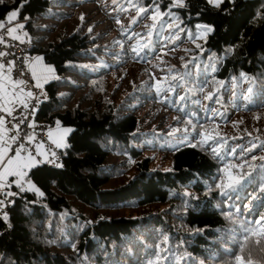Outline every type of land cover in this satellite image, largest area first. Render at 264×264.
Segmentation results:
<instances>
[{
	"label": "trees",
	"instance_id": "obj_1",
	"mask_svg": "<svg viewBox=\"0 0 264 264\" xmlns=\"http://www.w3.org/2000/svg\"><path fill=\"white\" fill-rule=\"evenodd\" d=\"M184 3L172 8L178 19L158 17L154 29L152 12L138 16L129 0L0 4V24L18 10L32 53L59 78L45 84L37 120L72 129L64 167L29 173L45 196L16 198L10 229L0 220V264H236L249 250L261 260L252 241L264 238L249 233L245 244V226L264 224V169L231 166L264 163V150L246 151L264 141V19L254 20L262 0ZM197 25L214 31L197 39ZM227 169L251 179L225 198L216 185Z\"/></svg>",
	"mask_w": 264,
	"mask_h": 264
},
{
	"label": "snow or ice",
	"instance_id": "obj_2",
	"mask_svg": "<svg viewBox=\"0 0 264 264\" xmlns=\"http://www.w3.org/2000/svg\"><path fill=\"white\" fill-rule=\"evenodd\" d=\"M29 0H24V3H28ZM115 2V0H114ZM230 3H233L234 0H229ZM4 0H0V4H3ZM206 3L208 5H210L211 7L215 8V9H220L221 5L224 3V0H206ZM129 4L131 7L136 8L137 9V13L138 16L140 14H147L149 13V11L152 12L151 15V19L154 22L152 25V28L154 29L156 27V23L158 20V17L161 18L163 16H169L173 19V21H175L176 19H178V17L175 16V14L172 12V8H186V4L184 3V0H168V10L165 13H160L159 11V4H160V0H151V4L149 6V8H145V7H138L136 4L132 3V0H129ZM262 8H264V0H262V4H261ZM20 7H23V4L20 5ZM122 10H126V9H122ZM19 12L17 11H13L8 15V20L11 21L12 19L16 18L18 16ZM81 19H83V17H81ZM255 19H264V16L261 15V12L258 10L256 16L254 17ZM137 22L136 18H134L132 20V23L135 24ZM117 23H119V21H117ZM161 26H164L163 24H161ZM3 25L0 24V28H2ZM20 28H23L24 25H19ZM167 27L169 28H173L175 27V29H178L179 31H184V29H182L180 27L179 24H167ZM15 29H8L9 34H11L12 32H14ZM92 29L89 28V32H91ZM214 31V29L211 26H207V25H197V39H206L207 35L209 33H212ZM134 35H138L135 34ZM152 35L151 30L149 31V36ZM0 42H2V38H0ZM144 47V45H140L138 44L137 46H133L132 51L134 53H136L137 55H139V50H142ZM197 48H201L200 44H196ZM227 51L230 53L233 51V48H229L227 49ZM0 55H5V53H0ZM213 58H215V54H213ZM43 58L42 57H37L36 61L37 62H42ZM211 70L214 72L215 71V66L210 65ZM47 72H52L53 69L51 67H47L44 69ZM33 75L35 76V72L33 73ZM244 75V74H241ZM53 79H59L58 77H52ZM246 79L249 80V82L251 83L255 78H249V77H245ZM167 78H165L166 80ZM173 79H176V77H173ZM181 80H183V76L180 77ZM18 83H24L23 81H19ZM217 85L222 86L223 82H215ZM36 88H42L43 85L39 82L36 83L35 85ZM162 90V85L159 81H157V88L156 91L160 92ZM169 91H172L174 89H172L171 86H169L168 88ZM195 91L198 92H204L205 89L204 88H199V89H195ZM216 92L219 91V87H217L215 89ZM249 92H252L253 89L249 88L248 89ZM215 95V92H208L207 95H205L204 99L207 100H212L213 96ZM40 96H43L44 99H47L46 94L44 93H40ZM5 97H6V93L0 94V111L7 113L9 116L12 115V112L15 110V108H8L6 106L5 103ZM33 97V94L31 91H29L27 93V96L25 97V99L22 100H17V101H7V103H18L22 106L23 109H27L28 108V103H26V100L31 99ZM185 97L181 96L180 99L184 100ZM41 99L39 97L36 98V104L32 106L31 109V114H34L36 111V106L39 105L41 103ZM197 103H199V101H197ZM215 114V113H214ZM21 116L23 117L22 119L19 120V122L14 125V129H15V134L10 136L7 140H4L2 138V136H0V168H3V173L0 174V220H2L3 222H5L7 224V227L10 229L12 227V225L10 223H8L9 221V217L8 214L6 212L3 211L4 208H6L8 205L14 204L15 200L14 199H9L10 197H19L20 199H24V193L26 192H33L34 194H36V196L38 197H44L45 193L43 191H41V189L39 187H37V185L35 183H33L31 176H35L38 172L41 171V167L42 166H47V165H51L54 168H63L64 165L63 163L59 162V157L56 156L55 152H47V151H41L39 148L36 150V155L33 156L29 153V149L25 147L24 143H17L18 140L20 139V133H19V127L20 125L24 124L25 121L29 120L28 116H23V111L21 112ZM12 119H17L15 116L12 117ZM57 126H59V122H56ZM189 125L192 124V121L189 120L187 122ZM5 124V120L4 117L0 116V125ZM28 127H35L34 122H29L28 123ZM65 132H70L72 131V129H64ZM185 131L187 132L188 129L186 128ZM192 131H196V127L193 125L192 126ZM198 135H200V133H197ZM49 136H51V131H49ZM32 139H34L33 136H29L28 140L31 141ZM208 139H212V137H208V136H203L202 140L200 141L201 143H206ZM12 144H17V147L15 149H13L11 147ZM42 147V145H41ZM56 147L57 148H68L70 147V145L66 144V143H62L60 141H56ZM260 148L261 150H264V141L260 142L259 145H257L256 143H252L250 147H248L246 149L247 152L251 153L254 152L257 148ZM219 145L217 146V148L213 149V154L217 157H219V151H218ZM27 153V162L24 163L23 165H21L19 162L21 160V153ZM38 157V158H37ZM253 160L256 159L255 156L252 157ZM259 159L261 161H264V156L259 157ZM248 165V168L252 169V170H259V169H264V163H261L259 165H254V164H248L247 161H245L242 164H238V165H234L231 167H235L237 169H241L243 170L245 165ZM15 165L16 167L13 168L12 166ZM226 171H228V177H227V181L225 180H220V183H218L216 185V188L219 189V194L222 195L225 198L229 197V193L230 191H238V189L240 187L243 186V183L247 182L248 180L251 179V173L250 172H243L241 175H237L234 176L231 174L230 169H227ZM29 173H31V176H29ZM7 176H11V177H15V179H13L11 182H9L8 180L5 179V177ZM25 177H27V179H25ZM219 179V177H218ZM15 186L17 191L16 192H12L10 191V189ZM209 191H211V188L209 189ZM260 192L262 194H264V186L260 187ZM185 196H193L192 193H188L185 192L184 193ZM38 200H34L31 201V203H38ZM217 207H219V205H217ZM27 210V209H26ZM238 211V210H237ZM226 218L228 219H232V214L231 213H225ZM234 223H240V221L236 220L233 221ZM199 231V230H197ZM251 234V236H261L262 238H264V224H261L258 228V231L252 228H248L247 226H245V244L250 242V237L248 234ZM165 240H167V237H165ZM54 241H50V243H53ZM252 243L254 244V246L256 247L257 251L260 253L261 255V260L258 261H254L251 258V250H249L248 252V260L245 261L242 257H237L236 260V264H264V243H261L260 240H255L252 241ZM241 251L243 252L244 249L242 248ZM181 259H183V257H181ZM151 264H160V260L157 259L153 262H151Z\"/></svg>",
	"mask_w": 264,
	"mask_h": 264
},
{
	"label": "built area",
	"instance_id": "obj_3",
	"mask_svg": "<svg viewBox=\"0 0 264 264\" xmlns=\"http://www.w3.org/2000/svg\"><path fill=\"white\" fill-rule=\"evenodd\" d=\"M26 23L27 19H20L18 17L11 21L7 18L1 23L3 27L0 28V38H2V42H0V53H5V55H0V60L11 66L16 77L21 78L29 84L33 97L26 101L29 105L27 109H23L20 105L19 108L12 112L11 116L2 111H0V116L4 117L13 125H16L19 120L23 118L21 116V112L23 111V116H28L29 120L20 125V139L17 143H24L25 147L29 149V153L33 156L36 155V150L38 148L41 151H47L49 153L55 152L56 156L59 157V162L63 163L66 148H57L56 141L69 144V132H65L64 129L66 128H63L60 124L57 126V123L50 124L48 122L37 120L36 113L39 105L36 106L35 113L31 114L32 106L36 104V98L39 97L41 88L38 89L35 87L37 80L33 75L31 65L36 54L31 51L30 34L26 27ZM21 24L24 25L23 28L19 27ZM8 29H15V31L9 34ZM13 116L17 119H12ZM29 122H34L35 127H28ZM49 131H51V136H49ZM29 136H33L34 139L29 141ZM11 147L15 149L17 144H12ZM27 155V153H21V164L27 162ZM10 191L16 192L17 189L12 187ZM16 198L19 197H10L9 199L15 200ZM11 205H8L3 211L8 214Z\"/></svg>",
	"mask_w": 264,
	"mask_h": 264
},
{
	"label": "crops",
	"instance_id": "obj_4",
	"mask_svg": "<svg viewBox=\"0 0 264 264\" xmlns=\"http://www.w3.org/2000/svg\"><path fill=\"white\" fill-rule=\"evenodd\" d=\"M37 57H42L40 54H36L35 58L32 61V71L33 73L35 72V78L37 82L41 83L43 87L47 82H49L52 77H56V72L54 68L47 64L43 58L42 62H37L36 58ZM47 67H51L53 69L52 72H47L44 69ZM19 81H23L24 83H18ZM42 87V88H43ZM31 91V87L29 84H27L24 80H22L19 77H16L14 75V72L11 68V66L4 61L0 60V94L6 93L5 97V103L8 108H19L20 104L18 103H7V101H17V100H22L25 99L27 96V93ZM27 101V100H26ZM14 110V111H15ZM5 120V124L0 125V136L4 140H7L10 136L15 134V129L14 125L10 123L8 120ZM20 163V162H19ZM21 164V163H20ZM23 165V164H21ZM13 168L16 166L13 165ZM3 173V168H0V174ZM6 180L11 182L15 177L7 176L5 177Z\"/></svg>",
	"mask_w": 264,
	"mask_h": 264
},
{
	"label": "rangeland",
	"instance_id": "obj_5",
	"mask_svg": "<svg viewBox=\"0 0 264 264\" xmlns=\"http://www.w3.org/2000/svg\"><path fill=\"white\" fill-rule=\"evenodd\" d=\"M40 93H44V94H46V91H45L44 87L40 89ZM39 98H40L41 100L44 99L43 96H40V95H39ZM167 167H169V166H167Z\"/></svg>",
	"mask_w": 264,
	"mask_h": 264
},
{
	"label": "water",
	"instance_id": "obj_6",
	"mask_svg": "<svg viewBox=\"0 0 264 264\" xmlns=\"http://www.w3.org/2000/svg\"><path fill=\"white\" fill-rule=\"evenodd\" d=\"M212 28H213V26H212Z\"/></svg>",
	"mask_w": 264,
	"mask_h": 264
}]
</instances>
